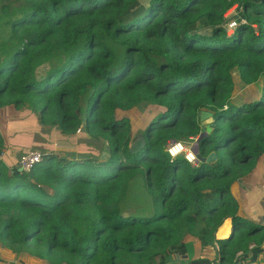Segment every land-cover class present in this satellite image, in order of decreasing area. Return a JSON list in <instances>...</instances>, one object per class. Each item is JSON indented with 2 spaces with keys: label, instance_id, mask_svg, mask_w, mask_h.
I'll return each instance as SVG.
<instances>
[{
  "label": "trees",
  "instance_id": "trees-1",
  "mask_svg": "<svg viewBox=\"0 0 264 264\" xmlns=\"http://www.w3.org/2000/svg\"><path fill=\"white\" fill-rule=\"evenodd\" d=\"M0 19V109H28L108 154L33 150L43 159L28 172L0 159L2 248L43 264L264 255V226L248 224L231 194L264 159V0H0ZM201 112L211 121L198 153L216 160L171 158L170 144L198 139ZM136 122L143 144L130 152ZM136 177L150 217L121 214Z\"/></svg>",
  "mask_w": 264,
  "mask_h": 264
},
{
  "label": "rangeland",
  "instance_id": "rangeland-1",
  "mask_svg": "<svg viewBox=\"0 0 264 264\" xmlns=\"http://www.w3.org/2000/svg\"><path fill=\"white\" fill-rule=\"evenodd\" d=\"M0 24H1V19H0ZM3 34L4 33L2 29H0V48H3V43H2L4 42ZM1 51L2 50L0 49V52ZM41 68L43 69L44 72H46L48 69V65H44ZM148 106H149L148 103H141L137 105L135 109L138 113L142 114L147 109ZM17 110L19 109H16V111ZM6 111L11 113V110L9 108L0 109V118H2V120L4 121L3 128H0V135L2 136L4 133L7 139L11 141L10 144L20 143V142L26 144L27 142H29L31 147L34 148L33 150L40 152H52V150L54 149L51 148H55L56 152H60L61 154H64L65 156L68 157L98 156L99 154L101 155L100 150H97L95 148V146L99 144H97L95 140L91 139L86 134L76 133L73 135H64L57 129L54 130V128H51L49 126L40 125L39 121L36 127V125L32 121H22L18 119L9 120L10 116H8ZM24 111H28V109H24ZM137 115L138 117L141 116L139 114ZM210 121L211 120H205L203 122L201 121L202 126H204V124H209ZM141 126L143 125L138 122H136V124L133 126L132 135H134V137L137 136V134L142 129V128H138ZM4 128H6L7 130L9 128L10 133L9 132L5 133ZM137 128L140 130L137 131ZM11 129L15 134L17 132L18 133L16 135L13 134ZM21 129L23 131H21ZM24 131L27 133H24ZM27 135H29L30 138H27L28 137ZM52 135H56L55 136L56 140L54 138H49ZM50 140L52 142H50ZM184 145L187 146L188 148H191L192 146V144L190 146H188L187 144ZM20 159L21 156L18 158V162ZM152 213H153V207H152L151 199L143 186V181L141 177H136L131 182L126 198L121 204V214L123 217L136 216V217L145 218V217H150ZM185 241L186 243H189L191 245L192 254L193 256H195L194 247L195 248L197 247L196 241L193 238H187ZM175 260H177V262L180 264H187L184 263L186 262L185 260H182V258L178 256L170 260L171 262L169 261V264H176L174 262Z\"/></svg>",
  "mask_w": 264,
  "mask_h": 264
},
{
  "label": "crops",
  "instance_id": "crops-1",
  "mask_svg": "<svg viewBox=\"0 0 264 264\" xmlns=\"http://www.w3.org/2000/svg\"><path fill=\"white\" fill-rule=\"evenodd\" d=\"M7 108L11 110V113L6 111L8 116H10L9 120L18 119L22 121H32L37 127L38 124L37 114H33L29 110H28L29 112L24 111L25 108H20L17 111L13 107H7ZM3 122L4 121L2 120V118H0V128H3L4 126ZM4 131L5 133L7 132L10 133L9 128L8 130L4 128ZM21 131L23 130L21 129ZM12 133L15 134L13 131ZM24 133L27 132L24 131ZM27 136H28L27 138H30L29 135ZM3 138L5 140V149L0 159H2L3 162L8 166L18 164V158L20 156L22 157L24 154L34 149L31 147L29 142H27L26 144H23L21 142L10 144L11 141L8 140L5 135L3 136ZM54 139L56 140V138ZM50 142L52 141L50 140ZM51 149H54L52 150V152L53 151L56 152L55 148H51ZM231 194L233 197L234 196L240 197L241 203L238 205L240 216L248 224L264 226V159L260 160L259 165L257 166V168L250 177L237 181L232 185ZM228 225H229V220H226L222 230L223 233H220L218 235L219 237H221L222 235H224L223 237H227L229 235ZM262 249L264 250V245L262 246ZM198 251H199V247L197 245L196 248L194 247V254L197 255ZM0 259L9 264H43L42 262L34 258H31L26 254H20L18 256H15L12 252L2 248L1 246H0ZM182 260L186 261V259L184 258H182ZM174 262L176 264H180L177 262V260H175ZM184 263H187V261ZM246 264H264V255L263 254L258 255L256 258H254V256H251Z\"/></svg>",
  "mask_w": 264,
  "mask_h": 264
},
{
  "label": "built area",
  "instance_id": "built-area-1",
  "mask_svg": "<svg viewBox=\"0 0 264 264\" xmlns=\"http://www.w3.org/2000/svg\"><path fill=\"white\" fill-rule=\"evenodd\" d=\"M167 153L170 157L174 158L176 156H183L184 160L190 164L196 163V157L181 143H174L167 149ZM175 153V154H173ZM43 159V154L40 152L32 151L27 155L22 156L19 160V165L22 171L28 172L33 169L34 166L41 163ZM235 202L239 205L241 203L240 197H233ZM240 215V212H239Z\"/></svg>",
  "mask_w": 264,
  "mask_h": 264
},
{
  "label": "water",
  "instance_id": "water-1",
  "mask_svg": "<svg viewBox=\"0 0 264 264\" xmlns=\"http://www.w3.org/2000/svg\"><path fill=\"white\" fill-rule=\"evenodd\" d=\"M200 120L203 122L205 120H211L210 119V113L208 112H201L200 113ZM210 132V126L208 124H204V128L202 129L201 134L199 135L198 139L192 144L191 146V151L195 155L196 159L200 163H213L216 160V155L215 153H210L206 158L202 157L198 153V141L201 139L203 136H205L207 133ZM143 144V139L142 136L137 135L132 139L131 145L129 147L130 152H137L141 145ZM108 157V154L106 152H102L100 155V159L104 160ZM17 168H20V165L17 166ZM182 258L186 259L187 256H183Z\"/></svg>",
  "mask_w": 264,
  "mask_h": 264
},
{
  "label": "clouds",
  "instance_id": "clouds-1",
  "mask_svg": "<svg viewBox=\"0 0 264 264\" xmlns=\"http://www.w3.org/2000/svg\"><path fill=\"white\" fill-rule=\"evenodd\" d=\"M175 143H178V142H175ZM179 143H181V142H179ZM172 144H174V143H172ZM181 144H183V143H181ZM184 145V144H183ZM171 146V144L167 147V149L169 148ZM185 146V145H184ZM187 149H189V151L192 153V151H191V149L190 148H188L187 146H185ZM167 149H166V152H167ZM168 154V153H167ZM173 154H175V153H173ZM193 154V153H192ZM169 155V154H168ZM194 155V154H193ZM195 156V155H194ZM1 157V156H0ZM176 157H183V156H176ZM176 157H174V158H176ZM172 158V157H171ZM184 159V158H183ZM187 162V161H186ZM198 162V160L196 159V163ZM19 163V162H18ZM188 163V162H187ZM40 164V163H39ZM190 164V163H189ZM191 165H194V164H191ZM239 207V206H238Z\"/></svg>",
  "mask_w": 264,
  "mask_h": 264
}]
</instances>
